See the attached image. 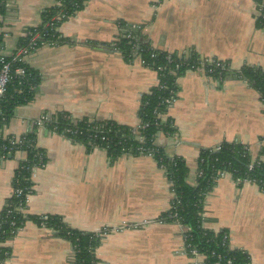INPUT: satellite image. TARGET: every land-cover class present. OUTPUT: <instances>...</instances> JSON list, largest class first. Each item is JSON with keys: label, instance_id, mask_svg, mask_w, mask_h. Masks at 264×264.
Returning <instances> with one entry per match:
<instances>
[{"label": "crops", "instance_id": "crops-1", "mask_svg": "<svg viewBox=\"0 0 264 264\" xmlns=\"http://www.w3.org/2000/svg\"><path fill=\"white\" fill-rule=\"evenodd\" d=\"M264 0H87L82 10L59 27L65 43L38 47L25 64L39 75L33 100L14 109L4 137L36 132L46 166L32 177L29 217L58 216L69 228L105 235L95 250L97 264H193L183 249V229L158 220L169 209V182L151 157L104 152L35 128L41 116L68 114L73 120L113 121L136 127L141 97L156 84V73L138 59L125 60L113 47L125 31L141 35L157 50L188 59H217L232 73L242 67L264 71V30L256 26ZM2 17L0 54L9 57L41 13L57 0H9ZM90 43H97L93 46ZM102 44V45H101ZM104 44H106L104 46ZM230 72V73H231ZM220 84L190 69L177 78V90L163 120L172 121L171 137L159 134L155 145L186 163L187 182L195 185L200 150L222 143L246 146L264 162V107L254 88L233 74ZM23 152L0 155V213L12 191ZM203 227L226 230L230 248L264 264V190L218 179L203 203ZM137 226V228H133ZM0 264H72L68 241L52 229L27 220L9 242Z\"/></svg>", "mask_w": 264, "mask_h": 264}, {"label": "trees", "instance_id": "trees-1", "mask_svg": "<svg viewBox=\"0 0 264 264\" xmlns=\"http://www.w3.org/2000/svg\"><path fill=\"white\" fill-rule=\"evenodd\" d=\"M87 0H57L54 7L48 8L41 13V23L30 28L27 35L18 42V47H26L28 42L35 33L40 34L39 40L36 42L37 48L41 44H62L66 42L58 31L60 25L68 18L74 16L82 10ZM7 0H0V30L3 26L2 17L5 13ZM258 6L264 4L260 1ZM264 14V8L262 9ZM63 15L64 19L57 21L56 16ZM264 19L258 17L256 26L263 29ZM127 35L130 38H127ZM3 43V34L0 31V49ZM97 46V43H90ZM136 44V57H140L148 68L156 73L158 83L145 95L141 97L138 109V117L140 124H147L144 129L138 130L137 134L132 132V128L128 126L118 125L113 121H94L92 125L105 123L110 129L106 134L113 140L116 147L112 146L107 152V157L112 161L122 156L130 154V156L139 155L137 149L139 147L153 149V159L160 167L164 168V174L170 183V191L173 198L170 201L169 209L161 215V219L167 218L169 215L175 214L176 221L185 226L188 231L184 238V247L187 255L189 249H196L198 253L204 256V264H225L224 260L217 261L212 254L223 255L224 258H231L232 264H249V258L246 253L240 250L230 248L229 240L225 246H221L222 238L228 235L226 230L212 232L203 227V203L206 195L212 190L218 171L225 170L231 175L232 180L251 179L256 182V186L264 190V162L259 159H253L248 148L239 143H222L220 151L200 150L197 157V168L203 171V176L196 180L194 186L187 182L189 170L180 157H168L161 148L155 145V140L159 134L171 137L174 133V126L171 120H162L167 113V106L162 102L164 99L175 98L177 90V78L182 75L185 70L196 67L197 57L194 53H190L188 59H182L175 54L157 51L153 49L149 43H146L141 35L133 31L123 32L118 40L113 43V47L120 52L123 59L131 61L133 58L129 52ZM102 45V44H101ZM106 44H104L105 46ZM1 55V54H0ZM10 60V56L6 57ZM25 74L23 77H14L8 84L6 93L0 101V155L3 157L12 156L15 152H23L26 157L14 172L12 178V189L20 187L24 194L32 193V180L30 168L38 165L40 162L46 163L45 152L36 146V132L30 131L24 136L25 142L18 150L7 153L4 147L10 148L8 139L5 138L2 131L7 126L9 120L13 116L15 108L25 105L33 100V90L39 84L40 78L36 71L23 64ZM231 72V70H230ZM229 72V73H230ZM228 73V74H229ZM223 74V79L228 75ZM236 78L244 80L251 85L259 95L260 101L264 107V71L259 68L242 67L237 73H230ZM217 73L210 76L216 78ZM162 116L161 118L159 116ZM54 124H48L49 130L52 126L56 127L58 134L63 130H79L85 132L90 126L89 119L73 120L68 114L60 113L53 117ZM91 125V126H92ZM68 138L77 144L86 145L85 137L81 135H70ZM143 138L142 142L139 140ZM264 136L261 138V141ZM31 143V144H28ZM35 143V144H32ZM122 147L124 151H122ZM264 153V147L260 150ZM41 154V157H38ZM37 157V158H36ZM253 167L249 169V166ZM240 185V184H239ZM18 199L9 198L6 206L0 213V263H3L9 256V248L6 243L9 242L16 234L18 228L25 225L27 220L33 221L39 226L52 229L56 237L68 241L73 250L72 264H97L95 250L99 246L102 238L96 233H84L73 230L65 225L62 218L58 216L29 217L25 214L26 205H23L24 212H18L15 206ZM12 210L10 215H6L5 209ZM15 222V227H10V222Z\"/></svg>", "mask_w": 264, "mask_h": 264}, {"label": "built area", "instance_id": "built-area-1", "mask_svg": "<svg viewBox=\"0 0 264 264\" xmlns=\"http://www.w3.org/2000/svg\"><path fill=\"white\" fill-rule=\"evenodd\" d=\"M8 2H9V0H7L6 7L9 4ZM257 8H258L257 9L258 10L257 11V18L261 17L262 19H264V14H262V16H261L262 9L264 7L263 6H257ZM64 18H65V16H63V15H58L55 17V19L57 21L62 20ZM263 29H264V25H263ZM39 38H40L39 33H35L33 36H31V38L28 42V45L26 47H22V48H19L18 50H16L14 52V54L10 56V60H6V57L0 55V101L6 93V89H7L9 82L14 77L21 78L24 76L25 70H24L23 64H25V59L27 57H29L37 49L36 42L39 40ZM127 38H130V36L127 35ZM45 45H49V44H41V46H45ZM129 55L133 57L131 60L138 59V61L141 63V65L143 67L148 68V66L145 65V62L140 59V57H138V56L136 57V44L133 47V49H131V51L129 52ZM196 60H197L198 65L196 67H191L189 69L193 70V71L202 72L203 74H205L209 78H211L210 76H213V74L217 73L216 78H211L217 84H220L222 82L223 74H228L230 72L229 65L223 61H219L217 59H201V58H197ZM157 83H158V80H157ZM173 101H174V98H168V99H164L162 103L164 105H166L167 108H169L171 106V104L173 103ZM159 117L161 118L162 116L160 115ZM163 118H164V116L162 117V120H163ZM54 122H55V119L53 117H48L46 115H43V116L39 117L34 122V127L47 129L48 124L49 125L54 124ZM93 122H94L93 120H88L90 127L85 132H82L79 130L66 129V130H63V132H61V134H58L55 126H52L51 131L55 134H58V135L64 137V138H67V139H69L68 136H70V135H72V136L73 135L84 136L85 142H86V145L84 147L86 149H89L92 151L93 150L101 151V152H104L107 156V152L110 150V148L112 146L116 147V145L113 143V140H111V138L108 137V135L106 134L107 132L110 131V129H108V126L105 123H99L97 125H92ZM147 126H148L147 124L142 125L139 123L136 127H131L132 132L134 134H137L138 130L144 129ZM24 135H22V136H24ZM22 136H20V137H14L13 136L10 139H8L7 142L9 144L10 148L4 147V150L7 153H10L12 150L13 151L18 150V148L20 146H22L24 144V142L26 141L25 138ZM5 138H7V137H5ZM142 141H143V138H141L139 140V142H142ZM261 143L264 144V139L261 141ZM28 144H31V143H28ZM32 144H35V143H32ZM212 150L220 151V145H218L217 147H215ZM122 151H124L123 147H122ZM137 152L139 153V155L146 156V157L153 158V156H154V150L153 149H147V148L139 147L137 149ZM123 155H130V154L125 153ZM41 156H42L41 154H38V157H41ZM45 166H46V163H44V162H40L38 165L32 166L29 169L30 173H31V180H32L33 175H35V173L39 169H43ZM252 167L253 166L250 165L249 169H251ZM160 169H162L164 171V168L162 166H160ZM216 174H217V176H215L214 178L212 177V179H214L215 181H217L220 178H224V177H230L231 178V175L229 173H227L225 170L218 171ZM202 176H203V171L198 170V168H197L196 175H195V183H196V180ZM231 180H232V178H231ZM232 181L234 183H236L237 185H239V184L243 185L245 183L257 185L256 182L254 180H251V179H237V180H232ZM262 185L264 186V183ZM169 186H170V183H169ZM29 195L24 194L23 189L20 187H15L14 189H12L11 195L9 198L13 197L15 199H18V204L15 206L16 211L24 212L23 205H27V197ZM5 206H6V204H5ZM5 213L8 216L12 213V210L9 208H6ZM42 218L46 219L45 216ZM158 222L161 224L172 222V223L179 225L183 229V243H184V238H185V235H186L188 229L185 226L181 225L178 221H176V215L175 214L169 215L167 218H164V219L160 218L158 220ZM9 226L14 228L15 222L11 221ZM24 226L18 228V230L16 231V234L19 233L20 231H22ZM133 228H137V226H134ZM108 232L109 231L107 229H103L96 234L100 238H102L105 235H107ZM227 240H230L229 234L224 235L220 245L222 247L225 246ZM183 249H184V253L187 255L184 244H183ZM188 253H189V255H187V256L192 259L193 264H204V261H205L204 256L200 255L196 249L190 248ZM212 256H213V258L217 259V261L224 260L225 264H232L233 263V260L231 258L226 259V258H224L223 255L212 254Z\"/></svg>", "mask_w": 264, "mask_h": 264}, {"label": "rangeland", "instance_id": "rangeland-1", "mask_svg": "<svg viewBox=\"0 0 264 264\" xmlns=\"http://www.w3.org/2000/svg\"><path fill=\"white\" fill-rule=\"evenodd\" d=\"M103 238V237H102Z\"/></svg>", "mask_w": 264, "mask_h": 264}]
</instances>
